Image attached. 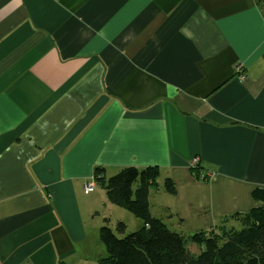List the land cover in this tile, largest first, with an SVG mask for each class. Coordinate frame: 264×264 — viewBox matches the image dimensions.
<instances>
[{
	"label": "crops",
	"instance_id": "crops-1",
	"mask_svg": "<svg viewBox=\"0 0 264 264\" xmlns=\"http://www.w3.org/2000/svg\"><path fill=\"white\" fill-rule=\"evenodd\" d=\"M127 166L188 233L256 204L264 3L0 0V264H97L120 219L93 174Z\"/></svg>",
	"mask_w": 264,
	"mask_h": 264
},
{
	"label": "trees",
	"instance_id": "trees-1",
	"mask_svg": "<svg viewBox=\"0 0 264 264\" xmlns=\"http://www.w3.org/2000/svg\"><path fill=\"white\" fill-rule=\"evenodd\" d=\"M157 175L153 167L141 170L133 166L110 176L95 174L107 201L125 207L141 221L136 230L128 232L125 221L115 220L113 231L106 218L99 228L105 253L97 264H264L263 188L252 189L256 204L247 212L233 213L208 229L188 233L170 224L171 215L161 217L149 210L148 186L157 184ZM165 183L174 192L168 179ZM187 241L199 248L197 254L191 253Z\"/></svg>",
	"mask_w": 264,
	"mask_h": 264
},
{
	"label": "rangeland",
	"instance_id": "rangeland-1",
	"mask_svg": "<svg viewBox=\"0 0 264 264\" xmlns=\"http://www.w3.org/2000/svg\"><path fill=\"white\" fill-rule=\"evenodd\" d=\"M238 66V65H237ZM240 68H241V65H240ZM237 74H238V79H240V80H244V79H241V76H244L245 75V73L243 72V70H242V72H240V73H238V72H236ZM242 73V74H241ZM244 78H246V75L244 76ZM189 167H197V165L195 166H192L191 164H189ZM207 172H211V171H207ZM206 172V173H207ZM213 172V171H212ZM206 173H203L202 175H206ZM214 173V172H213ZM197 177H199V175H197ZM95 175L93 174V180H94V182H95ZM202 178H204V177H202ZM92 179H91V181L90 182H86L85 183V190L87 189V187L88 188H91L92 186H91V183H93L92 182ZM208 180V179H207ZM157 182H159V179H157L156 180ZM95 184V183H94ZM93 184V185H94ZM136 185H137V183L135 182L134 183V188L136 187ZM151 185H149L148 186V190H149V187H150ZM155 189L157 188V184H154V186H153ZM94 190V189H93ZM99 191H101L102 189L101 188H99L98 189ZM116 206V205H115ZM103 210H104V208H102ZM114 211H117V212H119V214L117 215H115V216H113L114 217V219H120V220H122V221H125V223H127L128 224V226H127V230H128V232L129 231H133V230H136L140 225H141V221L139 220V219H137L136 217H134V215L132 214V212H130V211H128L125 207H121V206H119V207H116L115 208V210ZM108 214H106V216H107ZM123 218H125V219H128V221L126 222V220L125 219H123ZM113 223V222H112ZM109 224V226L110 227H112V229H113V231L115 230V228H114V226L112 225V224H110V222L108 223ZM187 243H188V248L191 250V253H193V254H197V252H198V247L196 246V245H193V243H191V242H189V241H187ZM104 247V246H103ZM194 248V249H193ZM105 249V248H104ZM193 249V250H192Z\"/></svg>",
	"mask_w": 264,
	"mask_h": 264
},
{
	"label": "built area",
	"instance_id": "built-area-1",
	"mask_svg": "<svg viewBox=\"0 0 264 264\" xmlns=\"http://www.w3.org/2000/svg\"><path fill=\"white\" fill-rule=\"evenodd\" d=\"M235 70H236L237 72H239V73L242 72V68H240V65L236 66V67H235ZM241 74H242V73H241ZM244 76H245V75H244ZM244 76H241V79H245ZM196 162H197V158L193 159V160L191 161L190 164H191L192 166H194V165L196 166ZM213 174H214V173H213L212 171H211V172H207L206 175H202V177H204V178L207 177L208 180H210V179H212ZM86 185H87V184H86ZM86 185H85V186H86ZM92 185H93V183H91V186H92ZM93 189H94L93 186H92L91 188H88V187H87L86 191H87V192H91V191H93Z\"/></svg>",
	"mask_w": 264,
	"mask_h": 264
},
{
	"label": "bare ground",
	"instance_id": "bare-ground-1",
	"mask_svg": "<svg viewBox=\"0 0 264 264\" xmlns=\"http://www.w3.org/2000/svg\"><path fill=\"white\" fill-rule=\"evenodd\" d=\"M192 168H194L195 169V167H192ZM197 168V167H196ZM213 176H214V174H213ZM207 178V177H206ZM213 178V177H212ZM208 179V178H207ZM211 180V179H210Z\"/></svg>",
	"mask_w": 264,
	"mask_h": 264
}]
</instances>
